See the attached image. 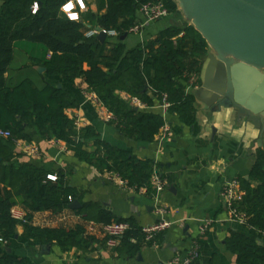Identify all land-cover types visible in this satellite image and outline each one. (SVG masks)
Wrapping results in <instances>:
<instances>
[{"label":"trees","instance_id":"16d2710c","mask_svg":"<svg viewBox=\"0 0 264 264\" xmlns=\"http://www.w3.org/2000/svg\"><path fill=\"white\" fill-rule=\"evenodd\" d=\"M73 0H2L0 5V130L8 131L10 138H0V264H23L5 252L6 243L18 225L23 226V237L40 246L56 245L65 252L73 247L86 249L94 239L84 236L80 225L73 227H44L32 224L37 213L58 215L69 210L74 201L80 202V193L67 185L62 172L49 173L30 164H18L12 148L17 141H31L33 136L62 142L74 156L101 171L119 176L136 191L152 194L150 178L158 164L139 159L132 153L111 146L99 139L91 126L78 129L74 119L67 116L69 109L77 108L68 92L42 80L37 72L9 87L5 74L13 60L17 42L39 44L48 57L35 61L51 77L66 81L82 80L98 102L111 114L108 123L123 137L141 143L157 138L165 121L159 114L137 110L118 97L124 93L138 98L147 107L160 105L163 95L170 104L169 112L184 126L195 122V97L187 88L190 78L199 75L208 47L202 37L187 24L172 26L160 32L155 39L125 51L120 43H100L87 38L85 25L92 29L114 30L118 39L138 23V10L145 4L162 2L170 14L179 12L171 0H97L98 14L80 13V21H70L61 7ZM40 6L33 12L34 5ZM104 10V13L100 12ZM86 23V24H85ZM120 41V40H119ZM200 82L195 81L193 86ZM136 109V110H135ZM26 130H30L28 134ZM77 138L78 141L74 139ZM94 141V150L88 151L86 142ZM48 176H55V181ZM243 192L233 209L245 217L251 230L249 237L232 232L225 239V247L235 256V264H264V247L258 240L264 235V150L258 149L249 180L239 179ZM252 182L258 183L256 187ZM21 207L25 222L10 217L12 207ZM87 215V220L106 225L124 222L129 230L120 239L117 251L134 258L145 241L136 222L115 217L96 204H82L74 210ZM92 215V216H91ZM6 246V245H5ZM209 264H220L212 256Z\"/></svg>","mask_w":264,"mask_h":264},{"label":"crops","instance_id":"0c3cea01","mask_svg":"<svg viewBox=\"0 0 264 264\" xmlns=\"http://www.w3.org/2000/svg\"><path fill=\"white\" fill-rule=\"evenodd\" d=\"M83 2L85 11L82 13L90 11L94 15L98 14L97 0ZM1 3L2 0L0 5ZM100 13L103 14L104 10ZM137 20H142L139 14ZM180 23V20L174 19L169 13L160 21L146 24L141 33L127 34L123 41L118 38L107 39V51L110 50L109 43L117 42L124 46L125 51H130L155 39L165 29L175 25L182 26ZM85 27L87 31L92 29L88 24ZM48 55L39 44L15 43L13 60L5 74L7 86L12 87L27 78L31 72H37L41 66H35V61ZM40 75L44 82L53 87L61 85L76 102L77 108L67 110L66 114L75 120L78 129L91 126L100 140L128 151L139 159H148L158 164L159 173L167 185L157 201L152 194L148 196L145 190L136 191L128 186V189H121L114 178L115 174L101 171L79 160L62 142L38 136H33L29 142H16L12 148L15 161L18 164L33 165L49 173L65 174L67 185L80 193L81 207L82 204H96L115 217L133 219L142 228L159 219L154 208L161 205L166 209L162 218L170 226L160 234L155 245L143 244L140 252L130 258L125 252L117 251V248H107L99 229L89 232V226L101 224L87 220L85 214L77 215L70 209L58 215L37 213L33 216V225H80L84 229V236L94 240L86 249L73 247L63 252L56 245L40 246L37 242L26 239L23 237V226L18 225L15 234L2 244L3 248L11 250V256L24 260L23 264H171L176 256L180 257L181 262L184 261L193 247L197 246L199 255L191 264H209L214 255L219 258L220 264H235V256L227 251L225 239L232 232L249 237L251 230L246 224L230 219L220 191L225 182L249 180L256 152L258 149L264 150V138L261 145H258L259 132L250 123L239 119L234 110L222 109L220 112L210 113L196 102L195 122L188 127L181 124L176 115L170 112L162 114L161 109L155 105L137 110L161 115L170 127L168 137L161 142L156 138L151 143L134 142L123 137L108 123L111 114L92 97L93 93L82 80L66 81L46 73ZM197 80L200 84L193 86L191 94L201 86L200 72ZM118 97L133 107L131 97L124 93H118ZM26 132L31 133L30 130ZM94 141L86 142L88 151L94 150ZM251 184L253 187L258 185L256 182ZM207 221L211 225L206 232L201 233V226ZM257 242L264 247V235Z\"/></svg>","mask_w":264,"mask_h":264},{"label":"water","instance_id":"95a60500","mask_svg":"<svg viewBox=\"0 0 264 264\" xmlns=\"http://www.w3.org/2000/svg\"><path fill=\"white\" fill-rule=\"evenodd\" d=\"M171 1L208 47L209 53L200 71L201 86L192 91L196 102L210 113L234 110L239 119L259 132L257 144L261 145L264 138V0ZM40 4L37 2L36 6ZM94 30L98 33L95 38L104 43L106 33L100 27ZM126 36L119 40L123 41ZM37 72L43 74L45 68L40 67ZM68 208L81 209V204L76 200ZM5 252L10 254L11 250L5 248Z\"/></svg>","mask_w":264,"mask_h":264},{"label":"built area","instance_id":"2783aa9c","mask_svg":"<svg viewBox=\"0 0 264 264\" xmlns=\"http://www.w3.org/2000/svg\"><path fill=\"white\" fill-rule=\"evenodd\" d=\"M71 2L73 4V8L68 10L67 12L62 11L63 7ZM66 4H64L61 7V11L66 15V17L70 21L74 22H79L80 21V13L85 11V5L83 2V9L80 6L79 0H73L69 1ZM37 10L36 4L33 7V12ZM138 14L141 16L142 20L138 21L136 25L131 27L127 34H132L136 35L141 33L143 28L145 27L146 24L148 23H153L160 21L164 18H166L169 15V12L165 8L164 4L162 2H157V3H148L143 5L139 10ZM75 15L77 19L72 20L69 17ZM103 30V29H102ZM106 33L107 39L110 38H118L117 32L114 30H103ZM98 33L94 29H89L84 33L85 37L90 38V37H95ZM196 81V77L192 76L190 78V86L187 88V92H190L191 89H193V85ZM92 97L96 96L92 94ZM131 102L133 107L136 109H143L146 108L147 106L138 98H131ZM159 109H161L162 114L165 115V113L169 112L170 104L166 101V96L163 95L162 97V102L160 105H157ZM111 115L109 116V119H111ZM164 120V119H163ZM170 133V127L165 123L159 130V134L157 136V140L159 142L165 140ZM10 133L8 131H2L0 130V138L2 139H7L10 138ZM51 181H55L56 177L55 176H48L47 177ZM114 178L116 179L117 185L121 189H128L127 184L125 181H123L119 176L114 175ZM150 185L152 187V197L157 201L159 195L165 190L166 188V181L161 177L159 173V169L157 167H153L152 175L150 178ZM243 192L241 190L240 182L239 181H229L225 182L220 191V196L224 201L225 207L227 209V213L230 217V219L237 221L240 224H245V217L243 214L237 213L233 209V204L234 202L240 201L242 198ZM166 209L165 207L161 205H156L154 208V213L159 217V219L152 225L150 226H145L141 228L142 233L144 234L145 241H153L159 234L163 233L166 229L169 228L170 223L163 220V215L165 214ZM25 215L26 212L18 206L12 207L10 209V217L19 222V223H24L25 220ZM211 225L210 221L204 222L201 226V233L206 232V230L209 229ZM96 229H99L103 238L105 239V245L109 249H114L117 248L120 242V239L124 236V234L129 230V225L124 222H112L110 224L106 225H95L92 224L89 226V232H94ZM1 242V240H0ZM153 245H155V242H153ZM198 247L194 246L192 251L189 253V256L181 262L180 257L176 256L172 260L171 264H191L194 260L197 259L198 257Z\"/></svg>","mask_w":264,"mask_h":264},{"label":"clouds","instance_id":"9594fccd","mask_svg":"<svg viewBox=\"0 0 264 264\" xmlns=\"http://www.w3.org/2000/svg\"><path fill=\"white\" fill-rule=\"evenodd\" d=\"M79 2H80V6H81V8L83 9V7H84V5H83V0H79ZM72 8H73V4H72L71 2H69L68 4H66V5L63 7L62 11L67 12L68 10H70V9H72ZM69 18L72 19V20L77 19V17H76L75 15H72V16H70Z\"/></svg>","mask_w":264,"mask_h":264},{"label":"rangeland","instance_id":"374dc122","mask_svg":"<svg viewBox=\"0 0 264 264\" xmlns=\"http://www.w3.org/2000/svg\"><path fill=\"white\" fill-rule=\"evenodd\" d=\"M173 17H174V19H176V20H180V24L183 26V25H187V24H189L188 22H186L184 19H183V17H182V14H181V12L179 11L178 13H176V14H173ZM18 43V42H17ZM18 50H17V52H16V55H18ZM17 59V58H16Z\"/></svg>","mask_w":264,"mask_h":264}]
</instances>
